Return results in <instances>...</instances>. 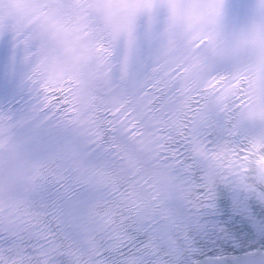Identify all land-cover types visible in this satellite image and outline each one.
I'll return each instance as SVG.
<instances>
[{"label":"snow or ice","instance_id":"6c2138e0","mask_svg":"<svg viewBox=\"0 0 264 264\" xmlns=\"http://www.w3.org/2000/svg\"><path fill=\"white\" fill-rule=\"evenodd\" d=\"M258 8L259 23L241 38L247 66L217 77L203 75L201 51L215 50L223 0H0V33H10L32 62L41 110L62 113L114 161L101 167L61 156L0 175V264H109L110 253L124 264H169L182 244L178 233L160 234L170 198L195 210L211 205L218 182L264 190V136L237 139V130L212 151L198 139L201 98L238 112L236 121H264V0ZM142 29L160 54L146 82L128 91ZM106 133L113 136L107 145ZM182 144L198 159L186 157ZM42 180L69 195L80 184L104 195L81 227L67 226L35 203Z\"/></svg>","mask_w":264,"mask_h":264},{"label":"water","instance_id":"95a60500","mask_svg":"<svg viewBox=\"0 0 264 264\" xmlns=\"http://www.w3.org/2000/svg\"><path fill=\"white\" fill-rule=\"evenodd\" d=\"M192 264H264V256L262 254H246L244 256L234 258L227 261L222 258H198Z\"/></svg>","mask_w":264,"mask_h":264}]
</instances>
